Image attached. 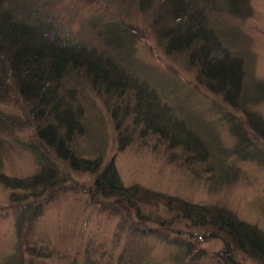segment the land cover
Returning <instances> with one entry per match:
<instances>
[{
  "label": "trees",
  "instance_id": "obj_1",
  "mask_svg": "<svg viewBox=\"0 0 264 264\" xmlns=\"http://www.w3.org/2000/svg\"><path fill=\"white\" fill-rule=\"evenodd\" d=\"M99 1L0 0V136H28L11 138L12 145L25 148L36 165L25 178L0 170V185L10 190V204L0 208V218L7 214L3 211H12L16 236L15 251L3 264L46 260L53 250L30 242L29 226L53 198L81 190L87 191L93 211L117 219L130 236L158 234L178 247L176 264L199 263L203 250L198 246L208 236L218 239L229 256L220 264L233 263L239 254L264 264V232L227 209L126 186L116 154L105 157L109 141L100 124H92L101 115L107 118L117 153L134 144L153 151L164 145L167 151H181L182 165L194 163L187 167L197 177L207 174L196 170L197 163L218 167L211 172L216 181L227 176L219 146L222 127L234 141L235 155L264 168V115L258 109L264 82L253 76L248 61L250 39L232 26L236 18L251 15L249 0H110L126 1L144 16L148 35L166 58L193 76V83L173 70L172 76L156 75L146 66L140 50L147 41L139 28L106 14L79 16L82 9L99 8ZM217 48L223 51L219 60L212 59ZM200 90L202 96L220 99L210 107L217 119L186 107L184 96L191 98ZM94 129L97 145L80 149L77 143L92 140ZM159 208L186 225L188 240L171 232L167 216L152 220L150 213ZM85 251L89 256V249ZM122 255L118 264H136Z\"/></svg>",
  "mask_w": 264,
  "mask_h": 264
},
{
  "label": "rangeland",
  "instance_id": "obj_2",
  "mask_svg": "<svg viewBox=\"0 0 264 264\" xmlns=\"http://www.w3.org/2000/svg\"><path fill=\"white\" fill-rule=\"evenodd\" d=\"M99 3V8L82 9L79 16L82 18L91 14L95 16L106 14L107 18H120L126 25L139 28L147 41L140 50L146 66L152 68L156 75L158 72L163 74L169 72L168 75L172 76L173 70L183 79L193 83L192 75L163 55L145 29L146 18L137 13L130 3L126 1L116 3L110 0H100ZM249 3L251 15L247 18H236L232 26L242 37L244 34L250 39L252 56L248 61L252 64L253 76L264 82V0H249ZM222 56L223 51L217 48L212 59L219 60ZM200 91H194L195 95L191 98L184 96L186 107L199 115L204 114L209 119H217L211 114L210 107L214 109L217 103H221L220 99L213 95L207 98L202 96L205 94L204 91ZM258 109L264 115V96ZM101 113L105 114L103 109ZM98 118L92 124L97 126L100 124L102 135L109 141L105 157L109 158L116 154V168L126 186L136 184L193 204L218 205L235 214L241 221L257 226L264 232V168L235 155L232 152L234 141L224 128L221 127L219 134L222 138L219 146L223 149V165L227 176L221 174L224 180L216 181L215 172H211L218 167L213 168V165L209 166L210 163H197L196 170L203 169L202 172L207 173L205 177L208 175L210 178L206 180L203 175L197 177L188 169L194 163L182 165V160L179 159L181 151L178 149L173 152L167 151L164 145H158L160 148L153 151L148 147L134 144L117 153L110 122L104 115ZM202 122L207 121L202 119ZM21 133L12 132L0 136L4 139V145L0 146V170L14 178H25L36 171L33 155L23 147L12 145L11 138L14 141L15 136L28 137ZM98 135L94 129L93 136L91 134L93 139L86 141L81 139L77 143L78 147L85 151L90 144L97 145ZM151 145L153 146V143ZM257 148L261 146L258 145ZM75 177L82 182L89 180L87 175ZM86 192L81 190L59 195L42 209L37 220L29 226L28 238L30 237V242L37 246L53 252L46 260L38 258L26 264H118L117 260L121 254L122 257L128 256L136 264H176L174 256L179 252L178 247L166 244L158 234L150 237L130 236L132 232L128 228L125 231L120 229L117 219L93 211L87 205ZM9 195L10 190L0 185V208H6L10 204ZM154 211L150 213L154 222L164 221L167 216L168 221L172 220L171 232L180 239L188 240L189 231H184L186 225L180 224L173 213H167L161 208ZM3 213L7 214L0 218V264H3V259L16 248L14 216L11 210ZM148 226L167 229L165 225L159 226L155 223H149ZM208 237L198 246L203 250L202 259L199 263L193 261L192 264H220L221 260L228 259L223 244L216 238ZM124 247L127 249L125 252ZM87 248L90 251L89 256L85 251ZM229 264L258 263L239 254L235 256L233 263L230 261Z\"/></svg>",
  "mask_w": 264,
  "mask_h": 264
}]
</instances>
